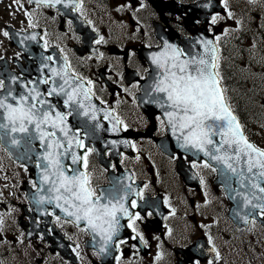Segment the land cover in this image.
Returning <instances> with one entry per match:
<instances>
[{"label":"flooded vegetation","instance_id":"obj_1","mask_svg":"<svg viewBox=\"0 0 264 264\" xmlns=\"http://www.w3.org/2000/svg\"><path fill=\"white\" fill-rule=\"evenodd\" d=\"M217 6L219 10L210 12ZM215 14L222 19L211 25ZM203 27L214 40L220 37L215 42L227 82L232 83L235 72L239 74L237 68L255 76L264 73V0H227V8L222 0H79L75 11L54 0L49 4L0 0V79L19 95L35 87L36 81L50 78L49 69H59L66 58L67 72L82 78L93 94L90 103L95 105L96 120L82 115L80 121L88 126L80 124L69 133L84 140L85 148L76 149L78 154L95 149L88 153L87 169L83 161L72 165L67 159L65 163L88 172L95 189L115 185L119 190L131 184L134 192L124 203L129 212L142 217L135 225L147 242L132 239L135 233L128 227L129 217L121 214L122 229L111 242L112 249L101 253L100 248L86 247L89 234L81 221L67 216L55 200L39 206L34 203V197L46 195L37 193L38 156L44 152L39 138L11 145L32 161L29 169L13 158L7 137L0 143V264H209V259L192 251L196 243L215 250L218 258L213 264H226L223 259L230 247H250L264 240V213L250 217L247 228L236 227L228 217L230 202L224 188L214 184L213 167L202 158L161 150L156 140L166 135V124L161 125L159 114L145 113L137 102L149 69L142 51L161 44L157 29L191 36ZM5 31L11 38L3 35ZM33 34L35 40L20 43L23 36ZM47 56L53 60L46 61L48 68L42 69V57ZM13 75L18 78L15 83L10 79ZM52 86L49 79L39 84V90L47 93ZM47 99L58 111H69L64 97ZM106 112L123 121L116 126L119 131L113 130L115 121L106 119ZM66 125L69 128V116ZM33 135L38 137L35 131ZM179 163L197 179L186 173V180ZM132 200L137 201L136 208L131 207Z\"/></svg>","mask_w":264,"mask_h":264},{"label":"snow or ice","instance_id":"obj_2","mask_svg":"<svg viewBox=\"0 0 264 264\" xmlns=\"http://www.w3.org/2000/svg\"><path fill=\"white\" fill-rule=\"evenodd\" d=\"M52 2L53 0H36L38 4ZM54 3H63L64 7H71L74 11L79 7V0H54ZM222 3L227 8V0H222ZM228 15L231 17L232 13L229 11ZM218 19H222L219 14L213 15L210 24L215 25ZM31 26L30 23L29 27ZM3 35L10 37L8 31ZM35 39V34L26 35L20 43ZM219 39V36L215 38L217 41ZM99 42L98 40L97 43ZM196 43L202 45V52H189L165 40L161 50L150 55L156 75L144 88V103L155 104L162 109L164 118L158 116L157 119L161 125L166 124L171 129L181 149L202 152L208 161L221 165L213 170L224 178L227 191L234 193L230 198L237 201L236 216L247 224L249 217L254 216L253 210L264 213V149L248 139L243 125L228 103L227 89L222 85L216 43L203 38ZM52 60V56L42 57L41 68H48L46 61ZM68 67L65 58L62 67L49 69L52 74L50 78L36 81L35 87L19 95L15 94L11 85L6 86L5 80L0 79V90H3L0 91V143L6 142V138L10 137V145L19 146L22 142L28 144L39 138L44 149L43 154L38 156L37 167L43 173L39 182L48 187L37 189V193L44 191L46 195L39 199L34 197V203L39 206L51 204L55 200L56 207L67 216L75 217L77 223L84 221L93 233L103 239L101 253L107 252L114 237L118 235L121 214L129 217L128 227L135 233L132 239L139 238L146 244L143 234L135 225V221L142 217L139 213L129 212L124 203L134 192L132 185H121L119 190L115 185L108 190L95 189L88 172L79 171L77 167H70L65 163L67 159L71 160L72 165L83 161V166L87 169L88 153L95 151L87 149L83 154L77 153L76 149L85 148L84 140L75 133L69 135L67 117L83 115L92 121L96 120L95 105L90 103L93 95L91 90L84 86L82 78L69 77ZM10 79L15 83L18 78L13 75ZM49 79L53 86L47 93H42L39 84H47ZM53 95L65 98L63 103L69 109L67 113L58 111L57 106L47 99ZM89 108L92 110L90 116ZM105 118L114 120L113 130L119 131L116 126L123 124L119 116L106 112ZM94 127L98 128L99 125ZM34 131L38 137L33 135ZM17 132L25 135H11ZM89 134L90 130L84 132L85 137ZM205 166L209 165L206 163ZM233 180L239 185V189L232 187ZM135 195L144 199L140 191H136ZM240 205L246 211L240 209ZM137 206V201L132 200L131 207ZM151 214L150 212L149 215ZM209 240L211 241V237ZM209 264L213 262L210 261Z\"/></svg>","mask_w":264,"mask_h":264},{"label":"water","instance_id":"obj_3","mask_svg":"<svg viewBox=\"0 0 264 264\" xmlns=\"http://www.w3.org/2000/svg\"><path fill=\"white\" fill-rule=\"evenodd\" d=\"M201 38L213 40L210 36L204 35L203 32H198L195 35H193L191 38H185V39L178 38V37L176 38L175 36H170L171 40H168V43L174 44L176 46H181V48L185 49L186 51L193 52V53H198V52H202L203 51L202 45L196 43V41L200 40ZM164 41H163L161 46H159L157 48H154V49H151V50H147L146 52H144V55L146 56V58L148 60V63H149V66H150V70L147 73L146 78L144 79V81L141 84V87H140L141 92L138 95V101H139L141 107L143 108V110H145L148 113L159 112L162 117H163V111H162L161 108L157 107L155 104L144 103V99H145V97H144V88L151 83V78H153L156 75V68L151 63L150 55L160 51L162 46H163V44H164ZM263 102H264V100H263ZM71 116L74 119L78 118V116H76V115H71ZM69 126L72 127L70 123H69ZM216 139H219V138L217 137ZM157 142H158V145L165 151H169L170 152L171 149L174 148L178 152L181 151V152H184L186 154H190V155H194V156H201V157L205 158L208 161L207 157H205L202 152H196L194 149H191V150H188V151H185L184 149H181L178 146V144H177L176 137L173 135L171 129L168 126H167V134L163 138L158 139ZM14 157L19 162H24V163L28 164L26 159L24 157L20 156L19 154H15ZM208 162L210 164H212L213 166H215V167H221V165H217L215 161H208ZM216 183H222L224 185V187H225L224 178L221 175H219L218 172H217ZM232 187L236 188V189H239V185L235 182V180H233V182H232ZM226 191H227V189H226ZM227 193H228L229 198H230V195H234V193H229L228 191H227ZM230 200L233 202V205L230 208L229 216L235 221V223L237 225H241V224L246 225L243 222L242 219H240L239 217L236 216V212L238 211L237 201L234 200V199H231V198H230ZM240 209L246 211V209H243V205H240ZM253 212H255V210H253ZM209 256H210L211 259H215L216 258V256L214 255L213 252H209Z\"/></svg>","mask_w":264,"mask_h":264},{"label":"rangeland","instance_id":"obj_4","mask_svg":"<svg viewBox=\"0 0 264 264\" xmlns=\"http://www.w3.org/2000/svg\"><path fill=\"white\" fill-rule=\"evenodd\" d=\"M242 63V61H240ZM236 71L239 73L237 74L235 72V75L240 76L243 75L245 76L244 83L242 88L235 92H232V96H231V100L235 103V99H237L238 97H236L237 95L242 96L245 98V105H247L250 108L256 109V111H252L250 113L259 115L263 118L264 117L262 115H264V105L261 104V99L264 98V91L258 89V86H255V83H259L260 81L264 80L261 77H256L253 74H246L241 70H239L238 68L236 69ZM260 79V80H259ZM254 87V88H252ZM260 128V129H257ZM249 132L251 133V135H253L254 137H256L258 140H260L263 144H264V123L263 125L259 124V127L250 125L248 126ZM254 256L255 253H251L248 256L244 257L242 259V261H254ZM229 255L227 257V260L229 259ZM53 264H63L62 262H57V263H53Z\"/></svg>","mask_w":264,"mask_h":264},{"label":"trees","instance_id":"obj_5","mask_svg":"<svg viewBox=\"0 0 264 264\" xmlns=\"http://www.w3.org/2000/svg\"><path fill=\"white\" fill-rule=\"evenodd\" d=\"M237 102H241V106H242V103H243V102H246V101H245V98L241 96V97L237 100ZM236 112L238 113L239 117H240L241 120L243 121V117L239 114V111H237V109H236ZM243 122H244V121H243ZM261 252H262V254L260 255V257L256 259V261L258 262V264H264V249H263Z\"/></svg>","mask_w":264,"mask_h":264}]
</instances>
